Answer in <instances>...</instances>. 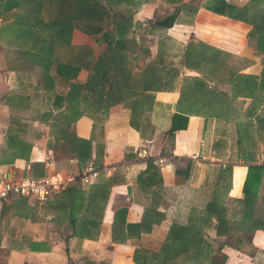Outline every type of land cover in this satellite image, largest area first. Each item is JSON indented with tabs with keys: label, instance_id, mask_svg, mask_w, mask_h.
I'll return each mask as SVG.
<instances>
[{
	"label": "crops",
	"instance_id": "crops-1",
	"mask_svg": "<svg viewBox=\"0 0 264 264\" xmlns=\"http://www.w3.org/2000/svg\"><path fill=\"white\" fill-rule=\"evenodd\" d=\"M127 1L133 24L128 36L135 41L131 50L138 53L137 69L164 50L178 53L182 42L201 41L219 51L222 70L199 71L179 64L172 86L152 93L137 131L129 123L131 109L122 102L107 109L84 107L81 116L66 118L70 112L63 97L67 85L55 75L56 62L35 60L40 49L31 48L30 40L25 41L28 47L23 55L18 32L10 41L0 34V179L39 177L44 159L60 174H80L88 164L99 170L91 184L70 182L41 201L33 197L0 201V264H134V248L157 252L169 227L192 225L200 227L203 243L210 246V264L221 259L220 264H264V170L252 209L257 228L237 232L235 223L245 211L242 184L247 163L237 150L246 148L243 131L256 133L255 139L249 137L253 149L264 147V119L258 114L264 112V51L257 49L245 23L199 7L189 19L183 21L180 14L162 29L154 21L175 3ZM227 1L243 5L247 0ZM157 6L166 11L154 15ZM15 15L16 8L0 15V27L14 23ZM216 28L224 32L223 38L215 37ZM191 32L196 39L189 38ZM94 36L73 29L69 46L96 56L106 44L95 42ZM86 75L80 69L75 80L83 82ZM189 76L193 77L191 95L186 98L191 99L194 113L188 115L186 128L175 131L169 141L164 132L170 115L182 109L178 101ZM198 81L205 86L199 89ZM207 98L209 104L197 103ZM73 138L89 140L87 160L75 157ZM147 156L157 160L162 180L152 203L153 187L142 189L135 182ZM187 160V178L181 181L174 169L185 168ZM208 203L221 210L225 233H215L216 219L205 211ZM120 207H126V223L149 225V231L112 239V229L120 231L118 222H113ZM146 207L160 214L158 223L143 221ZM238 234L239 248L233 239Z\"/></svg>",
	"mask_w": 264,
	"mask_h": 264
},
{
	"label": "trees",
	"instance_id": "trees-1",
	"mask_svg": "<svg viewBox=\"0 0 264 264\" xmlns=\"http://www.w3.org/2000/svg\"><path fill=\"white\" fill-rule=\"evenodd\" d=\"M175 3L174 8L159 17L154 21L159 28H169L176 22L178 16L185 10L195 12L201 7L209 12L217 15H222L229 19L245 23L250 26L249 35L254 37L257 44V49L264 51V0H247L243 5H236L227 0H203L200 4L193 5L189 2H181L177 0H167ZM60 2V0H58ZM74 8L76 12L66 16V21L71 20L69 30L78 29L84 34L97 35L106 44L96 56L89 54L85 58V62L79 66H70L67 63H56L55 75L67 85V90L63 96L70 112L66 118L71 120L83 114L84 107H97L107 109L115 103L122 102L131 109V127L138 131L140 115L150 108L153 100L152 93L161 91L172 86V82L177 75L178 66H174L168 61L166 64L163 60V53L154 55L142 69H137L134 60L138 57V53H133L132 46L135 41L128 36L131 32L132 19L130 8L126 0H75ZM62 4V2H61ZM126 4V5H122ZM68 28L65 30L67 35L64 41L69 43L70 33ZM191 45V46H190ZM211 48L215 54L205 55L202 50L197 51L194 44L188 42L183 50V63L187 69L193 70H222V57L217 49ZM189 48H193L191 51ZM78 55V54H77ZM185 56H189L192 61L186 60ZM130 61V62H129ZM71 67V70L69 69ZM87 71L86 78L83 82L75 80L79 69ZM264 76V71H263ZM189 83L181 89L179 103L182 104V109L173 112L169 117V125L165 130L166 139L172 140L175 131L183 130L187 125L189 114L194 113L191 99L187 96L191 94L192 76L185 77ZM72 79V81H69ZM264 81V80H263ZM195 85L200 89L205 86L201 81ZM60 97V98H63ZM208 103V98L197 101ZM216 104L222 101H214ZM247 131H243L242 137L250 141V135H246ZM68 140V139H67ZM71 149L76 153L77 160H87L89 152V140L73 138ZM251 149V150H250ZM240 159L246 162V173L242 184L243 207L242 216L237 219L236 230L252 232L256 227V219L253 216L252 207L255 203V192L258 189L261 175L264 170V164L255 162L253 146L246 148H238ZM145 167L136 176L135 182L142 188L151 190L150 203L154 201L156 195L155 188L161 185V177L157 160L152 156H147L144 160ZM190 162L187 160L186 167L183 169H174V175L183 181L187 178ZM217 212H207V215L214 216L216 223L214 230L216 234L225 233L226 228L221 223L222 217ZM126 207H120L114 212L113 222H118L120 231L112 229V239L124 240L126 237H137L139 231H149L150 226L140 227L139 223H126L124 215ZM159 213H156L151 207H146L143 210V221L149 219V223H158L159 218H156ZM73 221V219H72ZM146 221V220H145ZM247 221V224L239 226L241 222ZM200 227L196 226H171L167 232V239L161 245L157 252H152L141 247H136L132 252V261L134 264H210L211 257L209 256L210 246L208 243H203L200 236ZM74 232V229H73ZM90 236V235H89ZM93 238L94 236H90ZM235 246L239 248L242 238L240 235L233 237Z\"/></svg>",
	"mask_w": 264,
	"mask_h": 264
},
{
	"label": "rangeland",
	"instance_id": "rangeland-1",
	"mask_svg": "<svg viewBox=\"0 0 264 264\" xmlns=\"http://www.w3.org/2000/svg\"><path fill=\"white\" fill-rule=\"evenodd\" d=\"M177 1V0H173ZM189 3H192L193 5L200 4L203 0H188ZM238 3H242L246 0H233ZM62 2V4H61ZM75 0H0V15L7 13L12 8H16V15L14 17V23H5L0 27V34L4 36L5 40H13L15 37H12L13 35H17V32L19 34V39L21 40V43L23 45V55L27 51V44L28 42H25L26 40H30L34 47H38L39 54L35 57V60L39 58V60H50L55 61L56 63H67L68 65L72 66H79L81 63H84L86 60L85 58L89 56V54L93 55L91 51H81L79 48H75L73 46H69V43L65 42L63 38L67 35V32L65 30L70 28L71 20L69 18L68 21H66V16L74 14L76 12V9L74 6ZM18 4V5H16ZM163 11H166L165 8L162 6H157V9L154 10V15H160ZM193 12L191 11H183L181 13L183 15V21L187 20L191 17V14ZM219 19V18H217ZM73 28L69 30V32H72ZM80 31V30H79ZM215 37L220 39L223 38L222 33L216 28ZM208 33V32H205ZM71 34V33H70ZM187 35V33H186ZM213 36V35H212ZM225 37V36H224ZM93 40L96 42V40L101 43V38L99 36L92 37ZM186 37H184L185 39ZM190 39H196L195 33L191 32ZM190 43H193L192 41H188ZM185 44L182 42V46L180 47L181 51H173L171 52H163V60L166 64L168 61L171 62L172 65L178 66L179 63L182 61L183 63V50ZM143 43V41H141ZM166 46L169 44L165 43ZM184 44V45H183ZM194 48H197V51L203 52L205 55H213L214 51L211 48H207L202 45V42H196L193 43ZM15 45V44H14ZM175 45V44H174ZM205 45V44H204ZM191 46V45H190ZM169 47V46H168ZM191 51L193 48H189ZM101 52V51H100ZM99 52V53H100ZM98 53V54H99ZM78 54V55H77ZM178 55V56H177ZM95 56V55H93ZM186 60L192 61V59L189 56H185ZM130 62V61H129ZM71 70V67L69 68ZM82 69V68H81ZM80 70V69H79ZM85 70V69H84ZM87 72V71H86ZM264 78V76H262ZM162 91V90H161ZM151 103V102H148ZM260 117H263L262 111L258 113ZM249 135V132H246V135ZM256 133H250L253 139H255ZM246 148L248 149L249 146H252V143H249V140H245ZM251 150V149H250ZM254 155L257 154L256 157H254L255 162H257V157L260 151H264L263 148L254 149ZM91 184V183H89ZM86 184V185H89ZM263 188H264V182H263ZM38 200V199H37ZM41 201V200H39ZM214 203H208L205 207L207 212H217L216 207L214 206ZM254 209V207H252ZM220 217H222V214H219ZM220 224H225V220L222 218L219 219ZM237 221V220H236ZM200 234V233H199ZM222 262L221 260H217L213 264H220Z\"/></svg>",
	"mask_w": 264,
	"mask_h": 264
},
{
	"label": "built area",
	"instance_id": "built-area-1",
	"mask_svg": "<svg viewBox=\"0 0 264 264\" xmlns=\"http://www.w3.org/2000/svg\"><path fill=\"white\" fill-rule=\"evenodd\" d=\"M161 160L158 159V162ZM257 162L264 164V151L259 152ZM41 163L42 174L39 177L23 176L15 180L0 179V201L12 197H33L43 200L70 182L75 181L85 186L99 175V170L92 164L86 165L80 174L72 175L54 172L47 159L42 160Z\"/></svg>",
	"mask_w": 264,
	"mask_h": 264
}]
</instances>
